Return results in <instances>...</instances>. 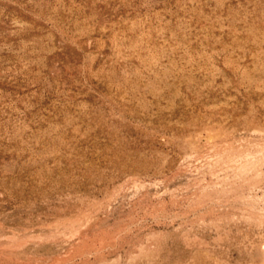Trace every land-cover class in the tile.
I'll list each match as a JSON object with an SVG mask.
<instances>
[{
  "label": "rangeland",
  "instance_id": "obj_1",
  "mask_svg": "<svg viewBox=\"0 0 264 264\" xmlns=\"http://www.w3.org/2000/svg\"><path fill=\"white\" fill-rule=\"evenodd\" d=\"M0 264H264V0H0Z\"/></svg>",
  "mask_w": 264,
  "mask_h": 264
}]
</instances>
